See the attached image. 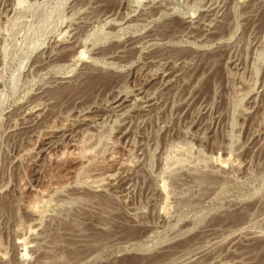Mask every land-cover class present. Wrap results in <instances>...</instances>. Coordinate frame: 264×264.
Instances as JSON below:
<instances>
[{"label": "rangeland", "instance_id": "obj_1", "mask_svg": "<svg viewBox=\"0 0 264 264\" xmlns=\"http://www.w3.org/2000/svg\"><path fill=\"white\" fill-rule=\"evenodd\" d=\"M0 264H264V0H0Z\"/></svg>", "mask_w": 264, "mask_h": 264}, {"label": "bare ground", "instance_id": "obj_2", "mask_svg": "<svg viewBox=\"0 0 264 264\" xmlns=\"http://www.w3.org/2000/svg\"><path fill=\"white\" fill-rule=\"evenodd\" d=\"M134 13V12H133ZM85 55H81V54H78V57H79V59L80 60H82L83 62H86V59H85V57H84ZM33 109V108H32ZM96 115V114H95ZM88 119V118H87ZM87 119H85V122H86V120ZM88 121V120H87ZM34 209V208H33Z\"/></svg>", "mask_w": 264, "mask_h": 264}]
</instances>
